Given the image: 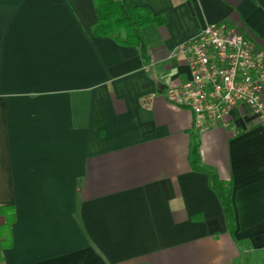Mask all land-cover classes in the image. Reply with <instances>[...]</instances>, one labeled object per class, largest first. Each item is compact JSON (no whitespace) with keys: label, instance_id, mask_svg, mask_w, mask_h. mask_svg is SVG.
Masks as SVG:
<instances>
[{"label":"crops","instance_id":"1","mask_svg":"<svg viewBox=\"0 0 264 264\" xmlns=\"http://www.w3.org/2000/svg\"><path fill=\"white\" fill-rule=\"evenodd\" d=\"M128 1L166 19L145 50L96 37L93 0H0V264H264V127L240 108L198 132L165 96L207 25L264 52V0Z\"/></svg>","mask_w":264,"mask_h":264},{"label":"built area","instance_id":"2","mask_svg":"<svg viewBox=\"0 0 264 264\" xmlns=\"http://www.w3.org/2000/svg\"><path fill=\"white\" fill-rule=\"evenodd\" d=\"M186 56L191 79L166 91V99L194 116L205 132L228 127L233 111L246 108L264 127V52L238 27L205 26L175 48Z\"/></svg>","mask_w":264,"mask_h":264},{"label":"trees","instance_id":"3","mask_svg":"<svg viewBox=\"0 0 264 264\" xmlns=\"http://www.w3.org/2000/svg\"><path fill=\"white\" fill-rule=\"evenodd\" d=\"M98 22L94 27L96 37L113 39L117 44L125 47L146 49L147 42L144 29L150 25L161 27L166 24L163 16H155L147 7L134 6L128 0H93ZM192 168L203 172L200 166L201 157L196 148L193 152ZM211 188L224 191V202L229 218V228L234 232L235 215L231 202V184L220 181L218 176L211 175ZM0 217L4 224L0 226V248L12 247V226L16 222V212L13 206L0 207Z\"/></svg>","mask_w":264,"mask_h":264}]
</instances>
